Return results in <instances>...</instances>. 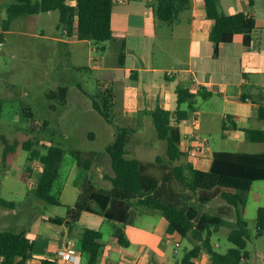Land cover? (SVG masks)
<instances>
[{"label":"trees","instance_id":"trees-1","mask_svg":"<svg viewBox=\"0 0 264 264\" xmlns=\"http://www.w3.org/2000/svg\"><path fill=\"white\" fill-rule=\"evenodd\" d=\"M115 0H3L6 16L0 20V39L12 19L15 17L58 10L56 28L67 37L78 39L117 42L119 65H123L125 44L117 38L111 29V10ZM190 0H151V6L162 24L173 25L180 20V13L189 5ZM220 0H204L206 16L213 20L210 38L216 43L214 54L218 53L219 42H229L235 33L243 35V42L249 44L251 32L255 27L254 18L243 11L225 14L219 8ZM66 87L49 89L45 95L49 101L64 103ZM195 96L188 86L176 87L177 106L168 110L160 106L145 111L150 115L156 135L165 141L163 154L155 155L153 160L129 157L127 144L137 132V119L125 115L120 109L119 84L111 79L98 81L97 90L91 97V105L104 119L115 125L113 141L102 151L82 152L74 149L73 154L79 168L92 166L104 168L102 177L110 181L109 188L96 186L91 178L85 176L80 182L76 200L67 206L66 216L51 217L60 224L66 220L72 228L84 211H98L107 219L117 223L112 231L120 246H127L129 239L125 227L134 222L137 215L134 207L160 211L166 220L165 231L168 235L189 236L194 245L181 257L178 264H196L202 252L209 255L210 264H246L249 238L248 221L244 217L249 191L255 180L264 179V151L244 152L218 150L212 155L208 170L196 168L187 161V153L177 144L172 121L179 122L187 117V112L195 107ZM52 105V103H51ZM186 106V109L183 108ZM2 100L0 99V117ZM25 116L33 117L29 106L21 108ZM230 116L222 120V129H226ZM257 117L264 119V104H259ZM236 126V124H232ZM246 137L253 142L264 141V128H246ZM4 153L12 151L14 146L2 137ZM22 147L29 151L28 175L35 172V162H40L36 172L34 194L44 202L61 204V188L57 187L60 165L65 150L58 145H47L45 151L25 140ZM223 189L220 196L233 207L235 223L227 237L233 246L224 252L214 250L211 235L218 224L207 222L197 225L195 216L206 200L199 205L193 204L200 190ZM197 201V200H196ZM97 207H93V205ZM0 205L13 207L14 202L0 198ZM198 206V207H197ZM256 234L264 232V205H259L255 217ZM103 231L100 228L84 226L81 230L79 251L86 264H97L102 253ZM33 239L26 229L19 231H0V264H31ZM40 264H56V257H42ZM101 264H115L103 261Z\"/></svg>","mask_w":264,"mask_h":264},{"label":"rangeland","instance_id":"rangeland-1","mask_svg":"<svg viewBox=\"0 0 264 264\" xmlns=\"http://www.w3.org/2000/svg\"><path fill=\"white\" fill-rule=\"evenodd\" d=\"M5 16V3L0 0V20ZM58 17V10L21 15L12 19L9 27L3 31L0 45V198L13 201L14 206L0 205V231L26 229L30 233L28 228L31 223L39 220L37 223L40 224V230L61 236L62 231L68 228L66 220L54 224L46 221L45 217L66 216L67 206L76 200L83 178H91L98 187L111 186L110 181L99 175L98 166L79 168L71 151H102L113 141L115 125L107 122L91 105L98 81L115 78L109 71L98 66L111 59L112 45L109 40L69 41L56 28ZM60 86L66 87L65 102L49 101L46 91ZM24 106L32 109V118L21 113ZM196 107L200 114L197 136L207 139L211 149L264 151V142H253L245 138L238 140L222 135L224 116L216 117L208 112L211 107L217 110L220 108L219 100L212 101L199 96L196 98ZM183 108L186 109L185 106ZM135 118L137 132L127 144L128 156L153 160L155 155L164 153L165 141L157 137L150 116L136 115ZM189 119L194 120L193 114L189 115ZM226 122L232 125L229 120ZM2 137L14 146L12 151L4 153ZM25 140L32 141L33 146L40 151H45L46 146L51 144L65 150L57 182V187L61 188V204L44 202L34 194L40 162H35V172L28 175L29 151L22 147ZM100 170L104 171V168L100 166ZM212 197L209 204L212 207L201 206V211L212 212L216 205L228 204L220 195L213 194ZM196 200L193 202L195 205L198 204ZM263 204L264 179L255 180L248 194L244 214L249 229L246 264H264V232L257 235L255 223L257 208ZM93 207L97 206L94 204ZM135 208V228L162 232L161 241L159 236L157 238V243L160 242L154 248L157 254L152 257L153 261H157L162 252L173 264H178L183 254L194 245V241L189 236L166 234L163 223L165 219L160 211ZM207 213L205 215H209ZM114 223L98 211H85L81 219L72 225L71 237L75 246L72 245L70 249L78 247L79 235L76 229L82 225L100 228L103 239L107 240L112 239L109 234L116 225ZM230 229L224 223L218 224V229L211 235L214 250L224 252L233 246L227 237ZM204 253L206 256L207 252ZM197 259V264H208V259L200 255ZM81 260L80 264H86L84 258Z\"/></svg>","mask_w":264,"mask_h":264},{"label":"crops","instance_id":"crops-1","mask_svg":"<svg viewBox=\"0 0 264 264\" xmlns=\"http://www.w3.org/2000/svg\"><path fill=\"white\" fill-rule=\"evenodd\" d=\"M219 8L225 14L243 11L253 16L255 27L249 44L243 42L241 33H235L231 41L219 42L218 53L214 54L216 43L209 35L213 20L206 16L204 0H190L188 7L180 13V20L168 26L157 19L151 0H115L110 23L112 33L125 44L123 65H119L121 58L114 47L118 45V41L110 40L112 57L98 65L100 69L115 76L116 79L111 80L119 84L120 109L125 115L150 116L145 111L157 106L174 110L177 106V86H188L195 92L194 109L189 110L191 113L187 112L185 119L172 121L171 126L176 133L179 148L187 153L185 159L203 170L210 168L215 151L228 149H211L207 139H200L201 142L192 139L193 134L198 135L197 130L200 129V114L196 111L197 97L219 100L220 108L217 110L211 107L208 112L216 117L230 116L228 120L236 124L235 127L228 125L226 129H222L223 136L243 140L247 139L246 128H264V119L257 117L258 106L264 103V0H220ZM68 39L72 42L83 40L74 35ZM190 114L196 118V125L194 120L190 121ZM197 145L200 147L196 154H189L188 150ZM97 168L102 177L104 172L100 170V166ZM222 190H200L197 192V201L199 203L201 199L206 200L202 207H212L209 206L212 195H220ZM134 209L137 210L135 207ZM200 212L201 217L199 213L195 216V220L201 218L196 223L199 226L214 222L232 227L235 223L230 204H218L212 212ZM84 213L85 211L81 217ZM206 213L209 215H205ZM50 218L45 217V220L52 222ZM38 221H33L28 228L34 242L33 255L29 260L31 264H40L42 257L57 258L67 241H73L72 228L69 226L59 236L40 230ZM163 223L165 228L166 220ZM134 224L133 222L125 227L129 239L127 246H120L116 242L113 230L109 234L112 239L104 240L102 236V253L97 264L106 260L115 264H173L162 252L157 261L152 259L157 254L154 252L157 249L154 248L161 241L162 232L135 228ZM82 227L76 229L79 243ZM158 236L160 241L157 243ZM79 243L76 249H71L73 252L80 253ZM73 245L75 246L74 241ZM206 256L204 252L200 254L210 264L209 255ZM197 261L198 259L196 264Z\"/></svg>","mask_w":264,"mask_h":264},{"label":"built area","instance_id":"built-area-1","mask_svg":"<svg viewBox=\"0 0 264 264\" xmlns=\"http://www.w3.org/2000/svg\"><path fill=\"white\" fill-rule=\"evenodd\" d=\"M1 44H2V39H0V45ZM167 73L170 74L169 72H167ZM245 99H247V98H245ZM196 123H197V120L194 117V125H196ZM192 139L195 140L196 142L200 141L199 136L194 135V134H193V138ZM200 145H202V143ZM199 147L200 146L197 145V147H195L194 149L188 150V153L191 154V155H195L196 154V150H198ZM72 245H73V241L71 239H69L67 241L66 247L58 252L57 258H56V264H80L81 254L73 252L70 249V247ZM176 245H179V243L176 242Z\"/></svg>","mask_w":264,"mask_h":264}]
</instances>
